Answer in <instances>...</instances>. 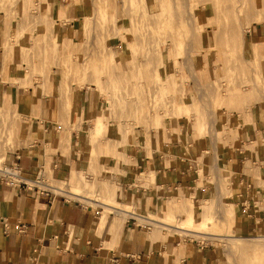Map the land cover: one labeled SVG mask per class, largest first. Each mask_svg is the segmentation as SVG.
I'll return each mask as SVG.
<instances>
[{"label": "rangeland", "instance_id": "1", "mask_svg": "<svg viewBox=\"0 0 264 264\" xmlns=\"http://www.w3.org/2000/svg\"><path fill=\"white\" fill-rule=\"evenodd\" d=\"M68 2L69 13L62 16L59 13L60 26L75 23L80 28L75 41L71 33L63 32L61 39L51 44L49 51H45L44 57L32 54V60L26 61L29 70L26 78L31 73H40L44 78L42 87L57 92L58 124L53 130L59 131L50 133L37 124L25 125L32 123L33 116L39 114L34 111L25 113L28 105L19 106L11 95L5 94L4 100L0 99V164L13 162V157L7 154H13L17 147L33 148L35 143H39L36 139H40L46 146V155L52 153L56 156L59 151L68 159L69 168L58 176L51 171L55 167L53 162L56 157L40 155V164L45 166L44 179L50 185L62 189H52L54 194H61L70 201H80L98 213L99 217L104 212H108L109 217L115 214L107 204L124 208L132 212L126 216V220L136 218L148 232L157 230L156 221L188 229L184 230L186 233L171 231L169 237L180 242L182 239H195L217 246L221 250L223 264H264V245H260V242H264V218L259 215L263 213L264 216V198L257 199V207L261 211L255 216L263 230L243 235V239L231 245L232 236H241L234 231L236 214L232 207L234 209L236 202L230 196L234 176L231 175L233 180L230 181L229 172L220 171L224 178L219 185L223 198L212 201L219 197L214 165H222L215 164L208 156L207 151L211 150L206 142L209 136L218 145L219 157L229 146L237 147L239 142L235 141L237 137L233 134L236 128L242 132L246 130L248 121L245 108L248 105L252 107L256 102H264L263 61L247 60L250 54L247 31L254 21L264 22V0ZM13 4L14 0H0V6L5 9ZM35 5L36 2L32 0V11L38 10ZM77 5L88 6L79 11ZM45 8L48 15L50 6ZM63 10L66 11V8ZM63 29L66 31V26ZM112 51L117 59L115 65L109 61ZM251 51L264 52L256 41ZM38 57H41L40 60H37ZM38 64L43 68L42 72L36 67ZM118 68L124 71L123 75L117 74ZM55 71L59 73L56 74V80L49 81L51 76H55ZM25 84L29 83L24 82L22 85ZM71 89L76 94L71 93ZM44 94L52 93L46 91ZM77 95L90 107L84 105L78 112ZM141 100L146 105V113L144 115V111H139L140 114L136 113L134 117L131 106ZM15 118L21 121L25 132L28 131L18 138L10 130ZM183 120L192 124V134H187L186 142L182 138L188 128L183 126ZM127 126L132 129L133 139L123 142L121 150L124 153H106L103 150L106 146L115 148L117 145L116 132ZM73 130L88 140L79 147L83 149V154L78 163L73 160L71 153ZM54 134L57 137L56 144L51 139ZM125 134L128 135L127 132ZM60 135L62 141H58ZM168 141L176 147L171 151L173 156L169 157L175 158L177 155L194 160L196 166L193 168H198L196 173L200 177V185L210 186L213 192L216 190L208 200L184 198L197 206H203V210L205 205L211 204L209 223L207 218L205 224L194 219L189 226L186 219L198 209L192 202L189 205L185 202L184 208L167 207L164 212L156 209L155 204L152 209H143L140 201L118 203L120 179L117 174H124L129 180L126 171L133 164L138 165L137 168H144L137 156L152 154L154 150L163 152V144ZM191 143H195L194 148L189 146ZM178 145L188 153L177 151ZM141 147L145 151L142 155L138 151ZM72 171L83 180L78 187L70 186L67 182ZM152 176L155 177L152 172L139 170L136 177L130 178V182L145 180L146 187H156V182L150 179ZM220 211L223 215L219 214ZM182 213H186V216H179ZM185 220L187 223H184ZM193 231H200V235L190 234L195 233Z\"/></svg>", "mask_w": 264, "mask_h": 264}, {"label": "crops", "instance_id": "2", "mask_svg": "<svg viewBox=\"0 0 264 264\" xmlns=\"http://www.w3.org/2000/svg\"><path fill=\"white\" fill-rule=\"evenodd\" d=\"M31 1L14 0V4L6 6V9L0 6V99L9 94L19 106L28 105L25 113L34 111L39 115L33 116L32 123L25 125L37 124L47 132L56 133L59 129L56 131L53 129L58 124L59 106L55 98L57 92L51 95L44 94L47 89L45 91L41 85L44 78L40 73H31L27 79L26 74L29 70L26 61L32 60V54L44 57L45 51H49L51 44L61 39L63 32L71 33L75 41L80 28L73 22L60 26L59 13L61 16L69 13L68 0H34L37 4L35 6L38 7L37 11L31 10ZM47 5L50 6L48 15L45 8ZM87 6L77 5L76 8L83 11ZM64 7L66 11L63 10ZM65 26L66 31H63ZM247 33L250 44L247 60L260 59L264 65V57H261L264 52L251 51L254 41L264 50V22L254 21ZM32 66L33 64L30 67ZM36 67L39 71L43 69L39 64ZM56 74L59 73L55 71V76L48 80L55 81ZM24 82L29 84L22 85ZM77 97L79 99L78 95ZM84 105L88 104L79 99L78 112ZM244 113L248 121L246 130L242 132L234 128L236 132L233 135L237 137L235 141L239 142L237 147L229 146L219 157L218 145L209 136V139L206 138L211 150L207 151L208 156H211L215 164L222 165V167L214 165L217 167L214 168V173L219 197L212 201H218L222 197L219 185L224 178L220 171L229 172L230 181L234 178L230 195L231 200L236 202L234 209L232 207V211L235 210L234 215L236 214L234 231L241 235L232 237L242 239L243 235L263 230L255 216L261 211L256 201L264 198V102H256L252 107L248 105ZM185 120L183 126L187 127L188 131L182 139L186 142L187 134H192V124ZM61 135L58 141H62ZM71 136L74 142L71 153L73 160L78 163L83 154V149L79 147L88 140L77 130H73ZM51 139L56 144V134ZM36 140L39 143L32 146L34 149L17 147L13 154L8 153L7 156L13 157V162H19L29 176L35 175L40 168H45L40 164V155L56 157L52 174L60 176L69 168L68 159L62 156V152L58 151L56 156L52 153L46 155L44 151L46 146L40 139ZM163 145L165 148L163 152L154 150L152 154L142 155L144 148L138 149L142 156L137 157H140L141 167L144 168H137L136 164H133L131 169L126 168L129 180L124 174H117L120 179L117 190L119 204L127 200L140 201L143 209H152L155 204L156 209L164 212L167 207L184 208L185 202L187 205L192 202L184 198L208 200L213 193L215 194L216 190L213 192L210 186L200 185V177L196 173L198 168H193L196 166L194 160L180 158L177 155L175 158L169 157L173 156L171 151L175 150V144L168 141ZM194 145L195 143L189 144L192 148ZM177 149L183 154L188 153L180 145ZM139 170L154 173L155 177L152 176L150 179L156 182V187H146L145 180L130 182V178L136 177ZM71 173L67 182L70 186L78 187L83 180L77 173L73 171ZM192 203L198 209L193 211L189 219L195 217L196 222L201 220V224H205L206 218L210 219L209 210L212 205H205L203 210V206ZM107 206L115 214L112 213L109 217V213L104 212L99 217L92 208L84 206L78 200L70 201L61 194L40 195L35 191L24 192L0 182V264H223L221 250L217 246L195 239L191 241L182 239L180 242L169 237L171 231L183 233L188 229L143 216L164 227L155 232L152 229L148 232L145 225L136 218L130 217L126 220L132 214L131 211L110 204ZM219 214L223 215L222 211ZM259 215L264 218L263 213ZM179 216H186V213ZM193 232L195 233L190 234L200 235V231Z\"/></svg>", "mask_w": 264, "mask_h": 264}, {"label": "bare ground", "instance_id": "3", "mask_svg": "<svg viewBox=\"0 0 264 264\" xmlns=\"http://www.w3.org/2000/svg\"><path fill=\"white\" fill-rule=\"evenodd\" d=\"M225 1V0H224ZM228 3V2H227ZM225 7H227V6H225ZM229 7V6H228ZM227 7V8H228ZM242 7V6H241ZM227 14V13H226ZM190 16V15H189ZM230 16V15H229ZM232 17V16H231ZM188 19H190V18H188ZM230 20V19H229ZM240 21H241V19H240ZM193 25V24H192ZM230 25V24H229ZM233 25V24H232ZM189 27H190V25H189ZM233 27V26H232ZM231 30H232V28H231ZM200 31H202V30H200ZM199 31V32H200ZM119 33V32H118ZM117 34V33H116ZM115 34V35H116ZM192 34V33H191ZM192 37V36H191ZM190 37V38H191ZM137 39V38H136ZM128 44H130L129 42H127ZM191 43V42H190ZM191 45V44H190ZM142 46V45H141ZM189 48H190V46H188ZM191 48H192V45H191ZM188 51H189V49H188ZM107 53H108V51H107ZM109 56H110V58H109V61L110 62H112L114 65H115V63L117 62V59H116V57H115V53H114V51H112L111 53H109ZM123 59V58H122ZM188 59V58H187ZM116 66H117V64H116ZM118 75L120 76V75H123L124 74V71L123 72H121L120 71V68H118ZM125 75H127V74H125ZM46 81H45V83L47 82V79H45ZM131 81V80H130ZM48 90V92L50 91V93H53L54 91H51V90H54V89H50V88H47ZM73 89V88H72ZM72 89H71V93H74L75 91H72ZM45 91H46V89H45ZM42 92V91H41ZM71 93H69V95H70V97H73V95H71ZM247 93H249V92H247ZM74 94H76V93H74ZM127 99H129V98H127ZM3 100H4V98H3ZM136 100V99H135ZM134 101V100H133ZM58 105V104H57ZM144 107L146 108V105H145V103H143L142 102V100L141 101H137V102H135V103H133L132 104V106H131V108H132V111L134 112V117H136V113H138V114H140L139 113V111H144V115H145V109H144ZM131 111V112H132ZM62 112H60V114H61ZM138 114H137V116H138ZM140 116V115H139ZM20 119V118H19ZM21 124V121L20 120H18L17 118H15L14 120H12V123L10 124L11 125V127H10V130L12 131V132H14V136H19V137H21V136H23V135H25V134H23L24 132H25V129H24V127H22V125H20ZM9 125V126H10ZM28 132V131H27ZM27 132H25V133H27ZM128 133V135H126L125 133ZM116 138L115 139H117L116 140V147L114 148V147H111V145L110 146H106V148H104L103 150H106L107 152L106 153H108V152H110V154H118V155H122L123 153H124V150H121L122 149V145H123V142H130V141H132V139H133V137H132V129H130V127H121V129L119 130V131H117L116 132ZM18 138V137H17ZM15 139V138H14ZM18 140V139H17ZM113 153H112V152ZM103 153V152H102ZM107 155V154H106ZM128 155V154H127ZM97 156V155H96ZM92 157V156H91ZM96 158V157H95ZM98 158V157H97ZM94 159V158H93ZM45 180V179H44ZM45 184L44 185H48V188H50L51 190L52 189H59V190H62L61 188H58V187H54V185L52 186V185H50L46 180H45V182H44ZM110 187H113L112 185H110ZM112 189V188H111ZM112 192H114V190L112 191ZM71 193V192H70ZM71 194H74V193H71ZM194 219H195V217H192V218H190V219H187V221H188V223H189V226L191 225V224H193V222H194ZM208 219V218H207ZM209 220L210 219H208V223H209ZM187 221L185 220L184 221V223L186 222L187 223ZM196 221V220H195ZM196 223V222H195ZM157 224H158V222H157ZM160 228H162V226H160V225H158V227H157V229H160ZM162 229H164V227L162 228ZM202 230V229H201ZM242 238L241 237H234V238H232L231 239V244H237V242H239L238 240H241ZM255 244V243H254ZM260 245H264V242L262 241V242H260Z\"/></svg>", "mask_w": 264, "mask_h": 264}, {"label": "built area", "instance_id": "4", "mask_svg": "<svg viewBox=\"0 0 264 264\" xmlns=\"http://www.w3.org/2000/svg\"><path fill=\"white\" fill-rule=\"evenodd\" d=\"M44 168H40L35 175H27L19 162L0 164V182H5L11 187L22 191H35L40 195L53 193L48 185H44ZM60 195V194H59Z\"/></svg>", "mask_w": 264, "mask_h": 264}]
</instances>
